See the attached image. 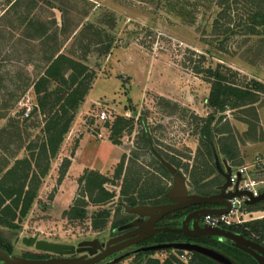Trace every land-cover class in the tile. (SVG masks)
<instances>
[{
  "label": "rangeland",
  "instance_id": "obj_1",
  "mask_svg": "<svg viewBox=\"0 0 264 264\" xmlns=\"http://www.w3.org/2000/svg\"><path fill=\"white\" fill-rule=\"evenodd\" d=\"M14 1L0 0V184L5 173L22 159L30 160V178L35 172L40 182L28 213L19 214L11 224L0 222V239L12 256L45 255L24 243L23 237L79 245L94 238L108 240L127 224L142 221L144 217L127 213L126 204L121 205L125 198L121 185L140 179L135 195L146 192L151 184L157 186L154 190L162 187L168 191L174 176L161 167L160 157L181 164L190 193L220 189L225 178L199 132L201 120L213 112L206 69L230 67L238 73L234 79L240 84L255 76L264 78V26L256 33L248 32L253 23L248 17L257 10L256 0H230L229 8L221 7L219 0H20L11 7ZM223 9L231 13V21L218 18ZM41 23L52 36L49 46L55 49H47L43 43ZM228 27L230 31H226ZM57 52L82 61L95 77L85 101L75 109V118L48 173L42 176L47 161L41 154L46 117L37 107L40 95L35 83L45 74L49 56ZM223 71L230 75L225 68ZM58 85L52 80L47 83L51 90ZM232 104L216 114L212 125L218 159L223 168L225 162L233 169L246 167L245 179L262 186L264 155L255 145L264 140V93L253 106ZM27 107L32 109L29 117L25 116ZM103 108L113 119H98L96 114ZM118 116L125 117L127 123L121 134H114L120 141L115 144L110 138ZM245 120L256 123L257 130ZM225 149L230 150L227 155L222 152ZM75 156L78 166L93 167L111 179L105 187L116 194L112 202L97 205L85 194L80 177L90 168L74 175L68 174L70 165L61 176L64 159ZM124 157L122 177L114 181ZM208 170L211 172L206 174ZM158 198L152 197L150 202ZM78 199L87 202L89 212L84 218L67 214ZM102 209H109L110 217L103 229H96L93 223ZM125 214L131 215V220L115 227L114 221ZM261 217L264 201L242 203L234 216L242 223ZM180 221L172 217L163 220L171 224ZM177 237L155 236L147 244ZM126 251L131 250L121 253ZM142 253L127 257V262L147 264L149 258H156L163 264L178 251ZM182 260L188 263L189 257ZM242 261L253 264L249 259Z\"/></svg>",
  "mask_w": 264,
  "mask_h": 264
},
{
  "label": "trees",
  "instance_id": "obj_2",
  "mask_svg": "<svg viewBox=\"0 0 264 264\" xmlns=\"http://www.w3.org/2000/svg\"><path fill=\"white\" fill-rule=\"evenodd\" d=\"M254 1V0H245ZM20 0H15L11 7L17 6ZM257 10L248 17L250 21L252 19L253 23L248 25L249 33H256L257 28L264 26V0H256ZM219 5L230 6V0H219ZM225 17L228 20H232L231 13H228V9L220 11L218 13V18ZM30 24L33 25L35 20L31 19ZM218 19L215 23L217 24ZM251 22V21H250ZM41 29L43 30V43L48 46L47 49H55L53 46H49V41H51V34L44 23H41ZM230 27L226 31H230ZM225 68L230 72L228 76L223 69ZM238 73L230 68L219 66L217 68L209 67L206 69V75L211 82V91L209 94V105L212 107L213 112L207 117L203 118V121L199 132L202 138V142L206 144L209 148V154L214 155L218 158V152L215 147V136L213 133V123L216 119V114L219 112H224L229 105L233 102V107H250L259 101L261 94L264 93V83L257 79H250L245 82V84L237 83L234 79ZM95 75L93 71L80 60L73 58L64 53H55L49 56V64L45 70V74L42 75L38 81L35 83L36 92L40 95L38 99L37 107L43 112L46 117V123L44 127V138L42 141L41 154L46 158V167L42 172V176H45L51 164V159L54 158L64 141L65 135L68 133L70 126L75 118V109L85 101L87 94L92 88V80ZM56 81L59 85L54 90L49 89L47 83L49 81ZM254 109V108H253ZM255 119L257 120V112L254 110ZM246 123L250 125V128L257 130L256 123L245 120ZM127 123V119L123 116H118L113 123V135L111 140L115 144H120L119 140L114 139V134H121ZM222 152L227 155L230 150L225 149ZM167 160L173 164L177 169L180 170L181 164L172 158ZM220 160V159H219ZM71 165V159L65 158L61 169V176L63 177L69 166ZM161 167L168 171L164 164H160ZM125 157L122 158L117 166L116 173L114 176V181L121 179L124 172ZM32 164L29 159L17 160L16 164L10 168L4 175V181L0 184V222H5L11 224V222L18 217L25 216L33 201L37 197V190L39 184L38 175L33 172L32 178L31 172ZM211 170L206 171L209 174ZM28 180H30L29 185H27ZM37 180V181H36ZM111 181V179L101 173L100 171L94 169H88L80 177V182L85 184L84 192L89 194L91 201L97 205H105L112 202L116 197L114 191H110L105 187V184ZM112 181V182H114ZM37 182V183H35ZM140 179L132 182L131 184L121 185V194L124 199H121V205L127 204L129 206L138 205H162L168 201L166 197V192L164 188L157 187L155 184H151L146 188V192L135 195ZM133 190V191H132ZM219 191V190H218ZM216 191V192H218ZM216 192L204 193L199 192L198 194L211 195ZM131 194V195H130ZM159 197L153 202H150V198ZM87 202L85 199H78L75 201L73 207L68 211V215L72 218H84L88 214V209L86 208ZM109 209H102L98 212L96 219L94 220V228L103 229L110 217ZM179 215H176L178 218ZM131 220V215L125 214L120 219L114 221V226L118 227L126 224ZM226 228L233 230L237 233H242L245 236L255 239L259 243L264 245V217L256 218L251 221H245L240 224L225 225ZM174 235L179 236L177 238L166 240H157L158 243L170 242V241H189L183 240V234L176 232H163L158 235L160 238L164 236ZM155 237V236H154ZM195 242L214 246L217 250L223 252L229 256L237 264H244L243 259H249L253 264H259L257 260L250 254L224 242L215 237H202L194 240ZM221 243L228 250L218 246L216 243ZM148 243V242H147ZM0 245L6 250V247L2 240L0 239ZM177 254H172L168 259L164 261L163 264H220L219 262L211 259L208 256L200 254L198 252H188L187 257H189L188 263L179 258L180 254H183L184 250H177ZM142 252L136 254L137 257L142 256ZM147 264H162L159 259L149 258Z\"/></svg>",
  "mask_w": 264,
  "mask_h": 264
},
{
  "label": "water",
  "instance_id": "obj_3",
  "mask_svg": "<svg viewBox=\"0 0 264 264\" xmlns=\"http://www.w3.org/2000/svg\"><path fill=\"white\" fill-rule=\"evenodd\" d=\"M160 158L174 176L173 184L165 194L170 202L162 205H138L134 207L126 204L125 210L127 213L144 217L142 221L127 224L125 228H131L129 231L114 236L107 241L94 238L79 245L49 241L40 239L37 236L32 239L23 237V242L27 245L35 247L38 251L52 253L55 256L49 258L14 257L0 245V264H116L139 252L167 249L198 252L220 264H237L223 252L192 241H170L142 245L131 251L121 253L129 247L138 245L163 232L183 233L193 238L219 237L224 242L250 254L259 264H264L263 244L242 233L221 226H213L204 223L202 220L206 215L229 213L234 198H245L244 203L247 205L260 203L264 201V191L255 196L249 189H239V183L242 179L240 172H238L234 189H229L232 186L233 167L225 162L223 168L217 158L218 169L225 178V182L220 186V191L211 195L190 193L185 174L163 157ZM191 207L196 208L187 213L183 219L180 218L179 226L157 225L163 218L169 215L176 216L177 212Z\"/></svg>",
  "mask_w": 264,
  "mask_h": 264
},
{
  "label": "built area",
  "instance_id": "obj_4",
  "mask_svg": "<svg viewBox=\"0 0 264 264\" xmlns=\"http://www.w3.org/2000/svg\"><path fill=\"white\" fill-rule=\"evenodd\" d=\"M31 107H27L25 111V116L29 117L31 114ZM99 120L101 121H109L113 119L112 115L110 114L109 110L107 108H103L98 111L96 114ZM247 168L246 167H240L239 169H233L232 175H231V180H232V186L229 189H234V185L238 179V172L241 173L242 179L239 183V189H249L253 192V194L259 195L264 187V185L260 186L259 182H256L255 180L252 179H245V173H246ZM264 184V182H263ZM245 198H234L232 199V209L229 213L227 214H219V215H206L204 216V220L206 223L213 225V226H221L225 227V225H233V224H240L242 221L240 219L236 221L234 218L235 215H237V212L239 208L241 207V204L244 203ZM226 228V227H225ZM188 251H185L183 254L179 255L180 259H184L187 257ZM116 264H129L126 259L121 260L120 262Z\"/></svg>",
  "mask_w": 264,
  "mask_h": 264
},
{
  "label": "flooded vegetation",
  "instance_id": "obj_5",
  "mask_svg": "<svg viewBox=\"0 0 264 264\" xmlns=\"http://www.w3.org/2000/svg\"><path fill=\"white\" fill-rule=\"evenodd\" d=\"M220 191V190H219ZM218 191V192H219ZM218 192H216V193H218ZM168 202H170V200L168 199V201L166 202V203H168ZM197 207V206H196ZM196 207H191V208H188V209H184V210H181V211H179V212H177V214L176 215H179V217L177 218V219H180V218H184L185 217V215H187V213H189L190 211H192L193 209H195ZM167 217H176V216H173V215H169V216H167ZM167 217H165V218H167ZM165 218H163L162 220H160L159 222H158V224L157 225H168V224H170V225H174V226H179L180 224L179 223H177V224H171V223H169V222H163V220H165ZM176 219V218H175ZM203 222L204 223H206L205 222V220H204V217H203ZM131 228H129V229H125L124 231H122L120 234H123V233H125V232H127V231H129ZM120 234H118V235H120ZM181 234H183V233H181ZM117 236V235H116ZM183 240H189V241H192V242H195L194 240L195 239H198V238H193V237H190V236H187V235H185V234H183ZM154 237V236H153ZM152 238V237H151ZM150 239V238H149ZM149 239H147V240H145L144 242H142V243H140V244H138V245H135V246H132V247H129L128 249H126V250H132V249H135V248H137V247H140V246H142V245H150V244H147V241L149 240ZM101 241H103V240H101ZM104 241H107V240H104ZM45 253V255H39V258H49V257H52V256H55L54 254H52V253H49V252H44Z\"/></svg>",
  "mask_w": 264,
  "mask_h": 264
},
{
  "label": "crops",
  "instance_id": "obj_6",
  "mask_svg": "<svg viewBox=\"0 0 264 264\" xmlns=\"http://www.w3.org/2000/svg\"><path fill=\"white\" fill-rule=\"evenodd\" d=\"M255 78L257 79V80H259V81H261V82H263V79L264 78H260L259 76H255ZM262 126H263V129H264V117H262ZM255 146H257V148H258V151H261L262 153H263V155H264V140L263 141H261V142H259V145H255ZM80 151V148H79V150H78V152ZM76 156L75 157H73L72 159H71V166H70V168H69V172H68V174H76V175H80V174H82V172H84V170L86 169V168H90V169H95V168H93V167H88V166H86V165H82L81 167L80 166H78L77 164H76ZM76 168H79V169H76ZM75 170V171H74Z\"/></svg>",
  "mask_w": 264,
  "mask_h": 264
}]
</instances>
